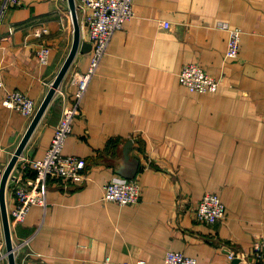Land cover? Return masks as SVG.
Returning a JSON list of instances; mask_svg holds the SVG:
<instances>
[{
    "label": "crops",
    "instance_id": "obj_1",
    "mask_svg": "<svg viewBox=\"0 0 264 264\" xmlns=\"http://www.w3.org/2000/svg\"><path fill=\"white\" fill-rule=\"evenodd\" d=\"M21 1L4 7L0 0L3 168L32 120L3 100L17 89L40 105L74 40L69 0ZM135 12L114 34L64 147L87 160L88 178L69 185L50 178L47 205H33L12 227L16 263L102 264L109 255L163 264L173 249L198 264H264V251L253 252L264 240V0H135ZM41 27L48 31L38 37ZM227 27L242 29L237 58L226 57ZM41 45L50 48L47 63L38 57ZM91 56L78 52L33 131L14 168L24 184L36 178L27 160L46 155L64 95L74 98L73 75ZM189 62L220 77V89H187L180 72ZM117 178L139 181L140 201L105 200L104 186ZM210 191L226 205L213 224L196 214ZM6 196L10 209L16 194L7 187ZM0 240L6 243L1 205ZM229 250L248 261L235 263Z\"/></svg>",
    "mask_w": 264,
    "mask_h": 264
},
{
    "label": "built area",
    "instance_id": "obj_2",
    "mask_svg": "<svg viewBox=\"0 0 264 264\" xmlns=\"http://www.w3.org/2000/svg\"><path fill=\"white\" fill-rule=\"evenodd\" d=\"M21 0H6L4 7L20 5ZM77 11L82 27V39L92 42L91 61L86 70H76L73 78L77 84L74 98L71 103L64 95L63 110L59 122L56 125L51 144L43 158L28 159L31 167L36 171V178L29 182V186L23 183L14 170L9 178L8 188L16 194L17 201L9 209L11 227L25 221L33 205H47L48 184L50 178L62 180L66 185L70 182H83L87 179V160L84 157L66 154L64 147L68 136L73 131V122L76 116L82 113V101L88 89L89 83L97 73L99 65L108 52L114 34L122 29L125 23L135 15V0H76ZM169 27V23L162 22ZM228 28V27H227ZM230 32L227 58H237L240 54L242 29L229 27ZM48 28H37L34 34L44 36ZM50 48L41 45L38 57L41 62L49 61ZM180 79L184 86L191 92L208 93L217 92L220 89L221 78L210 74L196 62L186 63L180 72ZM1 84V80H0ZM3 104L17 109L23 115L33 118L38 110V103L21 90L8 91ZM3 146L0 145V154ZM1 159V155H0ZM0 164V173L4 171ZM142 187L139 181L130 178L112 179L104 186V199L114 201L121 205L134 204L140 201ZM197 218L206 223H216L226 216V205L218 191H210L203 195L196 209ZM30 239L24 243L29 244ZM18 248L14 244V250ZM264 240L257 241L253 252L263 255ZM229 256L234 259L239 257L247 262L246 256L238 251L229 250ZM8 258L6 243L0 240V262ZM102 264H146L144 260L136 262L124 260L117 261L109 255ZM163 264H198L195 256L185 254L180 250L170 249L166 253Z\"/></svg>",
    "mask_w": 264,
    "mask_h": 264
},
{
    "label": "water",
    "instance_id": "obj_3",
    "mask_svg": "<svg viewBox=\"0 0 264 264\" xmlns=\"http://www.w3.org/2000/svg\"><path fill=\"white\" fill-rule=\"evenodd\" d=\"M70 8H71V13H72V18H73V23H74V40L73 44L71 47V50L64 61L62 67L60 68L58 74L56 75L50 89L48 90L45 98L43 101L40 103L38 110L34 117L31 120V123L24 134L22 140L20 141L18 147L16 148L13 156L11 157L10 161L6 165L1 181H0V205H1V212H2V218H3V224H4V231H5V238H6V243H7V249H8V258H9V263L10 264H17L16 263V254L14 250V240L12 236V227L10 223V216H9V207L7 203V187H8V182L9 178L18 162L20 159L21 155L23 154V151L33 133L35 130L36 126L40 122L42 116L46 112L50 102L54 98L58 88L60 87L66 73L68 72L74 58L78 54V52H88L92 49V42L82 39V27H81V22L79 19L78 11H77V5H76V0H69ZM133 143L132 139H129L127 142V150L126 154L130 153V146ZM235 263H240L241 259L239 257L234 258Z\"/></svg>",
    "mask_w": 264,
    "mask_h": 264
}]
</instances>
